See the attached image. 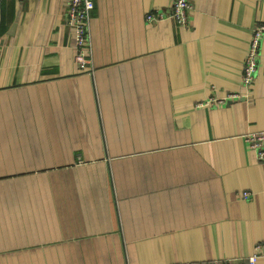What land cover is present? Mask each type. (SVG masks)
<instances>
[{"label":"crops","instance_id":"0c3cea01","mask_svg":"<svg viewBox=\"0 0 264 264\" xmlns=\"http://www.w3.org/2000/svg\"><path fill=\"white\" fill-rule=\"evenodd\" d=\"M191 2L181 25L146 18L174 0H94L85 71L67 0H2L0 264H181L264 241L245 140L264 132V35L242 84L264 0Z\"/></svg>","mask_w":264,"mask_h":264},{"label":"built area","instance_id":"2783aa9c","mask_svg":"<svg viewBox=\"0 0 264 264\" xmlns=\"http://www.w3.org/2000/svg\"><path fill=\"white\" fill-rule=\"evenodd\" d=\"M67 23L69 24L75 41V62L79 69L89 71L90 58L88 56V27L92 10L95 7L94 0H67ZM192 9L191 0H174L173 6L168 11L157 10L146 15L149 21L170 18L181 25L189 22V11ZM2 14V0H0V21ZM264 35V21L259 22L252 30L251 40L248 46L246 58L243 64L242 84L246 90L250 89L256 76L261 57V45ZM214 87V86H213ZM237 93L230 92L225 97L219 98L211 95L206 102L200 105L225 103L228 99L238 97ZM245 140L255 150L259 160L264 161V132H249L245 134ZM249 192L245 191L246 197ZM264 254V241L255 246L254 252L248 258H226L213 261L184 262L181 264H257L260 256Z\"/></svg>","mask_w":264,"mask_h":264}]
</instances>
